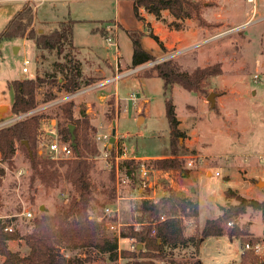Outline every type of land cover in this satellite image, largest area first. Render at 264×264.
<instances>
[{"label":"rangeland","instance_id":"1","mask_svg":"<svg viewBox=\"0 0 264 264\" xmlns=\"http://www.w3.org/2000/svg\"><path fill=\"white\" fill-rule=\"evenodd\" d=\"M134 1L41 2L36 10L34 26L38 33H48L57 26L58 21L71 19L75 44L71 54L75 60L83 58L97 61L95 54H102L103 59L108 58L111 64L114 47L103 41L104 36L100 30L107 26H116L112 43L121 55L118 57V74L134 69L130 65L132 47L127 31L142 33L141 45L145 51L155 56V61L141 65L144 66L141 70L108 83L105 87L96 86L99 83L96 81L100 78H81L82 84L77 92H84L69 99V102L73 103V117L79 118V110L84 108L95 130L87 136L90 144L97 150V155L88 159L92 162L89 219L102 225L108 236L113 234V231L108 229L110 225H114L120 232L129 226H133L135 230L140 227L136 220L140 215L133 212L131 201L136 195L137 187L131 182L121 188L120 196L124 199L117 201V178L112 173L113 170L105 164L103 144L95 141L97 135L111 136L114 129V144L124 150L128 160H143L149 163L151 180L155 184V193L150 195L155 201L172 191L178 196L198 202L197 224L187 221L184 231L185 236L194 235L207 219L221 214L220 208L236 204L233 198H225L226 190H234L246 199L264 201V77L257 83L252 82V75L256 72L263 73L264 70V21L243 26L248 16L247 5L241 0L203 4L199 20L176 19L167 10H161L155 15L140 7L139 20L133 11ZM19 9V1L0 0V32ZM262 14L260 12L256 18ZM115 18L118 26L112 23ZM95 28L97 35L91 32ZM150 33L155 35L159 42H155ZM90 44L97 45V48H88ZM25 60H28V64L24 66ZM165 60H171L180 71L187 73L207 67L220 70L218 75L203 81L198 91L188 92L173 84L168 93L179 120L178 128L182 133L174 143L177 149L175 157L181 160L182 170L187 171L186 175L184 171H158L151 165L154 159L171 156L163 82L156 76L152 67L155 63ZM54 62L64 63L55 50H37L33 40L0 41L2 79L6 76L17 79L21 75L25 78L47 77L54 74ZM23 67L27 68L26 73H22ZM54 75L58 82H61L63 75ZM93 86L95 87L91 89ZM46 91L53 94L52 100H44ZM107 92L113 96L101 99ZM131 93H134L135 101L130 99ZM210 93L215 94L214 106H210L207 101ZM68 95L61 87L51 88L48 84L41 86L38 91V107L35 113L49 116L41 120L36 142L37 155L41 158L46 156L43 144L50 139V135H45V130L54 127L57 131V122L61 119L55 115L63 102L43 109L41 107ZM8 99L6 94L4 101ZM142 100H148L147 112L139 108ZM12 118L8 110L4 121L1 122ZM70 125L74 127L76 123ZM11 163L8 165L1 161L0 157V168L4 170L3 176L0 177V219L7 222L17 234L16 239L7 242V248L24 257L29 252L25 239L33 229L34 218L42 213L53 214L74 195V191L61 176L50 185L41 183L33 174L29 159L21 149L16 150ZM20 170H23L22 174H19ZM58 170L63 172L64 169L59 167ZM215 173L219 175L216 176ZM40 207H43V210H40ZM107 207L119 209L116 217L105 216L104 210ZM24 209L32 212L31 219H24L20 215ZM228 223H231V226H228ZM263 225L264 213L251 209L229 220L225 223L226 228L246 227L247 237L241 239L245 242L241 243L235 238L230 240L226 236L207 237L199 248L202 264H240L244 245L255 241L260 243L261 252L254 256L257 258V264H261L264 262ZM127 241L130 245L134 243L132 240H119V251L128 250ZM141 248L139 244L138 249ZM59 251L65 258L90 257L91 261H86L85 264L108 263L105 254L94 250ZM193 254L194 249L191 246L177 248L172 253V260L174 264H192ZM3 260L0 256V264H3ZM125 262L123 259L120 264ZM156 264L166 263L158 260Z\"/></svg>","mask_w":264,"mask_h":264},{"label":"trees","instance_id":"2","mask_svg":"<svg viewBox=\"0 0 264 264\" xmlns=\"http://www.w3.org/2000/svg\"><path fill=\"white\" fill-rule=\"evenodd\" d=\"M203 5L200 2L190 0H135L133 11L140 20L138 9L144 7L149 12L158 15L161 10H167L176 19H200V9ZM35 9L32 4H23L15 15L9 20L0 32L1 40H33L39 51L55 50L61 56L64 63L54 62L53 73H61V82L54 74L47 77H35L10 80L7 88L12 93V102L8 107L13 118L22 116L38 107L37 95L41 86L48 84L51 88L61 87L65 93L77 92L81 86V76L76 64L73 63L71 51L72 28L71 19L58 22L48 33H38L34 26ZM95 32L97 29L94 30ZM105 36L104 29L100 30ZM131 41L132 54L130 65L132 68L153 62L155 56L145 51L141 45V32L127 31ZM150 37L159 42L152 33ZM153 69L156 76L163 82V95L165 97V115L169 125V157L154 159L151 165L158 171L166 173L183 172L182 162L176 159L177 153L174 143L178 141L177 136L182 133L178 128L179 120L176 117L174 104L168 96L173 84H177L188 92L201 89L203 81L208 77L218 75L220 70L213 67L195 69L192 73L180 71L171 60L155 63ZM86 83V85H88ZM45 101L52 100L53 94L46 91ZM66 103V104H65ZM7 110V111H8ZM73 103L66 101L59 106L55 115L60 121L57 122V133L60 141L67 143L72 148L73 158L69 160H52L47 155L39 157L36 142L39 135L40 123L43 114H30L11 123L0 127V157L1 161L11 165L12 158L17 149H21L27 155L33 174L45 185H50L63 177L73 188L74 195L68 198L63 207L58 208L53 214L42 213L32 221L33 229L27 236L26 244L29 252L26 256L20 257L17 252L7 248V242L17 238L15 232L5 231L9 224L0 219V256L4 258L3 264H85L91 261L90 257L84 259L65 258L59 251L63 250H94L107 256V264H119L124 259V264H156L162 260L166 264H174L172 253L177 248L191 246L194 249V260L192 264H202L199 258V245L207 237L226 236L230 240L247 237L246 227L238 226L225 227L231 219L245 214L247 209L264 213V201L246 199L234 190H226L225 198H233L236 204L227 208H220L221 214L213 219H207L202 228L194 235L185 236L186 222L196 223L198 221V202L191 198L178 196L174 192H168L165 196L156 201L146 199H132V210L137 213L138 230L129 226L120 232L119 239L134 241L135 250H118V237L108 236L102 225L93 219H89V210L92 201V184L90 172L92 162L90 157L97 155L94 145H91L87 136L94 132L85 109L79 110V118L72 114ZM4 121V120H3ZM76 123L73 127L74 146L71 141V134L68 125ZM27 143L28 147L24 144ZM31 153V154H30ZM138 162L133 160H122L119 168L124 174L134 181V174L138 168ZM147 168L150 167L146 163ZM62 167L63 172L58 168ZM113 170V169H111ZM114 173V170L112 171ZM4 170L0 168V177ZM114 175V174H113ZM152 231L154 232L152 234ZM139 244L142 246L138 249ZM245 251V252H244ZM248 251V252H246ZM257 258L249 250H243L240 256V264H257ZM261 264H264L262 262Z\"/></svg>","mask_w":264,"mask_h":264},{"label":"built area","instance_id":"3","mask_svg":"<svg viewBox=\"0 0 264 264\" xmlns=\"http://www.w3.org/2000/svg\"><path fill=\"white\" fill-rule=\"evenodd\" d=\"M194 1L200 2L202 4H210L213 2L224 1V0H194ZM241 1H243L247 5L246 15L248 16V19L243 23V26L251 24V23H257L260 21H264V0H241ZM260 12H262L263 14L259 18H256V15L259 14ZM104 31L106 34L104 36V41L106 42L108 46L114 47V54L116 55L117 61H118L119 59L118 58L119 57L118 48L115 47L112 43V40H114L115 38L116 26L114 25L107 26L104 29ZM27 64H28V60H25L23 62V65L25 66ZM143 67L144 66H138L123 74H118V71H116L112 79L99 82L98 84H96V86H104V85H107L108 83L117 81L120 78L126 77L132 73H135L141 70ZM26 71H27V68L23 67L22 72H26ZM261 77H264V70H263V73H259V72L254 73L252 75V82L257 83ZM94 87L95 86L91 87V89ZM83 92L84 91H78V92L69 94L67 97L59 101H56L54 103L41 107V109L49 107L58 102L62 103L64 102L63 100H69L71 98H74L75 96H78V94L83 93ZM130 99L132 101H135L134 93H131ZM35 112H37V110L36 111L33 110L29 113L23 114L22 116L12 118L11 120H6L5 122L0 121V127L7 125L16 119L33 114ZM46 133L50 135V139L48 142L44 143L43 151L50 159L58 161V160H69L73 158L72 148L67 143L60 141V136L57 133V131L54 129V127L47 129ZM109 139H110V136L108 134H103V135H97L95 138V141L103 144L104 150H105L103 154L105 164L110 170L111 169L114 170L115 177L117 178V192H118L117 201L119 198H122L120 196V191H121L120 189L124 188L127 184L129 185L131 182H134L135 186L137 187L136 195L135 197H133V199H146V200L155 201L154 197L150 195V193H152V195H154L155 193V190H154L155 184L151 180V175H150L151 170L147 168L146 163L143 162V160H140V162H138L139 163L138 168L134 174V181H133L131 178H129L128 175L124 174L123 171L119 168V162L127 159L126 153L124 152V150L118 148L116 144L114 143L110 144ZM22 173H23V170H20L19 174H22ZM215 175L218 176L219 174L215 173ZM104 211H105L106 217H116V215L119 212V209H117L116 207H113V208L107 207L105 208ZM20 215L24 219H27V220L33 217L32 212H30L29 210H25V209L21 212ZM228 226H231V223H228ZM108 229L113 231L112 233L118 237V241H119L120 231L116 229L114 225H110ZM5 231L13 232V229L10 226H6ZM153 233L154 232L152 231V234ZM128 249L135 250V244H131ZM243 250H249L253 252L255 255H258L261 252V246L258 241H255L252 243L248 242L244 245ZM118 263L119 264L121 263V258H118Z\"/></svg>","mask_w":264,"mask_h":264},{"label":"crops","instance_id":"4","mask_svg":"<svg viewBox=\"0 0 264 264\" xmlns=\"http://www.w3.org/2000/svg\"><path fill=\"white\" fill-rule=\"evenodd\" d=\"M14 1H19L20 2V9L21 7L23 6V4H28L29 2L32 3V5L34 6V9H35V14H36V10L39 6V4L41 2H50V1H54V0H14ZM66 20V18H64V21ZM60 22V21H58ZM34 23H35V19H34ZM112 23L116 24L117 26L119 25L118 21L116 20V18L112 21ZM41 24V23H40ZM73 29V28H72ZM97 29V28H95ZM95 29H92V33L97 35V33L94 31ZM99 29V28H98ZM101 29H104V28H101ZM92 35V34H91ZM24 40V39H23ZM104 41V40H103ZM105 42V41H104ZM106 43V42H105ZM72 45L73 47L75 46L74 44V40H73V34H72ZM87 47V46H86ZM88 48H91V49H96L97 48V45H92L90 44L88 46ZM150 53V52H148ZM96 58H97V61H94V60H84L83 58L82 59H77L75 60V57L72 55V59H73V63L77 65L78 67V70L80 72V76L81 78H100L98 79L96 82H103V81H106V80H110L112 79L113 76H109V74H112L114 75L116 71H118L119 69V64H120V60L118 59L117 61V57L116 55L114 54L112 56V64L111 62L108 60V58H105L103 59V55L101 54L100 55H96ZM119 57L121 55H118ZM106 57V56H105ZM131 60V59H130ZM54 64V63H53ZM54 68V67H53ZM28 71V70H27ZM26 71V72H27ZM26 72H22V73H26ZM109 72H112V73H109ZM11 78V79H10ZM25 76L24 75H21L19 76L17 79H24ZM35 78V77H34ZM5 80V82H3L2 80ZM4 79L0 78V106L1 105H5V106H10L11 105V102H12V93L11 91L7 88V82L10 81V80H16V79H13V77H5ZM3 82V83H1ZM105 87V86H104ZM6 94H8V100L5 102V96ZM116 95V94H114ZM106 96H113L112 94L110 93H106V94H103L101 96V99H104ZM98 99H100V97H98ZM143 101V100H142ZM147 101V104L148 105V100H144V102ZM148 110V109H147ZM88 111V110H87ZM90 111V109H89ZM47 130V129H46ZM46 130H45V135L47 134L46 133ZM43 137V135H42ZM44 145V144H43ZM135 158V157H133ZM137 159H141V158H137ZM124 198H119L118 199V202L120 200H122ZM204 224V223H203ZM189 236V235H188ZM206 239V238H205ZM203 239V240H205ZM202 240V241H203ZM201 241V243H202ZM128 242V241H127ZM200 243V245H201ZM200 245H199V248H200ZM130 244L128 242V246L129 247ZM126 248V247H125Z\"/></svg>","mask_w":264,"mask_h":264},{"label":"water","instance_id":"5","mask_svg":"<svg viewBox=\"0 0 264 264\" xmlns=\"http://www.w3.org/2000/svg\"><path fill=\"white\" fill-rule=\"evenodd\" d=\"M207 101L210 103V106H214V104H215V94H213V93H210L209 95H208V97H207ZM147 101H145L144 102V100L143 101H141L140 102V104H139V108L144 112H147ZM7 110H8V107L7 106H5V105H1L0 106V121H2L3 120V118H4V115H5V113L7 112ZM69 132H70V134H71V141H72V145L74 146V143H73V141H74V136H73V126L72 125H69ZM109 143L110 144H113L114 143V129H112V132H111V136H110V139H109ZM24 144L28 147V145H27V143L26 142H24ZM31 154V153H30ZM40 210H43V207H40Z\"/></svg>","mask_w":264,"mask_h":264}]
</instances>
